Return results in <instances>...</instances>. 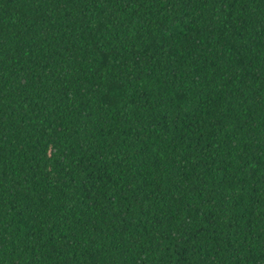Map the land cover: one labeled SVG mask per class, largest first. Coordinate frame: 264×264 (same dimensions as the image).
Segmentation results:
<instances>
[{"label":"trees","instance_id":"obj_1","mask_svg":"<svg viewBox=\"0 0 264 264\" xmlns=\"http://www.w3.org/2000/svg\"><path fill=\"white\" fill-rule=\"evenodd\" d=\"M0 264H264V0H0Z\"/></svg>","mask_w":264,"mask_h":264}]
</instances>
